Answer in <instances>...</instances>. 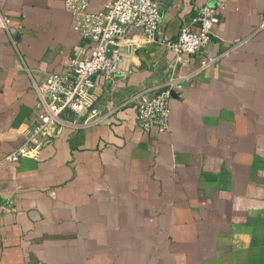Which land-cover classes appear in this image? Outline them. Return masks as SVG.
Masks as SVG:
<instances>
[{
  "label": "crops",
  "instance_id": "1",
  "mask_svg": "<svg viewBox=\"0 0 264 264\" xmlns=\"http://www.w3.org/2000/svg\"><path fill=\"white\" fill-rule=\"evenodd\" d=\"M211 3L160 0L154 41L130 30L122 71L96 78L99 124L3 164L0 264H264V0H226L210 43L177 62L168 43L197 30L196 10ZM0 13L13 28L12 38L0 28L6 153L36 120L32 80L66 72L89 42L63 0H0ZM173 63L190 79L168 99L167 130L144 131L126 100L152 95Z\"/></svg>",
  "mask_w": 264,
  "mask_h": 264
},
{
  "label": "built area",
  "instance_id": "2",
  "mask_svg": "<svg viewBox=\"0 0 264 264\" xmlns=\"http://www.w3.org/2000/svg\"><path fill=\"white\" fill-rule=\"evenodd\" d=\"M159 1L112 0L99 11L89 12L87 8L90 0H63L65 9L71 15L74 30L89 42V55L72 58L66 72H50L39 84L32 80V86L38 94L36 120L25 131L19 146L6 153L0 152V168L7 160L17 162L32 155L52 138L60 136L65 129L77 132L99 124L102 114L96 105L94 93L98 85L96 78L100 76L110 81L122 71L120 41L128 36L130 30L138 29L147 42L154 41L161 21ZM225 5L226 0H212L211 4H204L196 10L194 21L197 30L181 27L177 39L168 43L177 62L182 60V55H194L210 43L213 26ZM0 28L12 38L13 28L8 15L0 13ZM241 43L236 40L229 49ZM215 60H202L194 74ZM176 71L177 65L171 64L166 80L155 87L149 97L137 93L126 100L134 102L137 124L142 130H167L168 99L172 92L180 94L182 81L190 79L189 75L185 77Z\"/></svg>",
  "mask_w": 264,
  "mask_h": 264
}]
</instances>
